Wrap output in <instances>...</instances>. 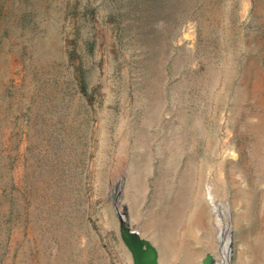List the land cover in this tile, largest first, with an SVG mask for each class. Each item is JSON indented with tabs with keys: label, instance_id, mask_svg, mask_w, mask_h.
I'll use <instances>...</instances> for the list:
<instances>
[{
	"label": "rangeland",
	"instance_id": "1",
	"mask_svg": "<svg viewBox=\"0 0 264 264\" xmlns=\"http://www.w3.org/2000/svg\"><path fill=\"white\" fill-rule=\"evenodd\" d=\"M30 4L0 0V264H53L57 258L71 264L75 245L87 250L83 264H133L117 209L156 245L160 264H202L207 252L221 257L204 195L210 171L213 191L231 213L232 264H264V178L253 175L264 155V0H48L43 22L26 26L45 30L46 50L39 41L19 43L18 13H38ZM83 32L86 46L80 45ZM67 54L76 83L70 93L58 89L66 76L60 68L48 83L52 103L41 111L57 127L60 107L76 103L75 128L63 126L60 139L54 130L44 142L30 122L37 85L23 62L32 60L35 69L45 59L62 67ZM203 70L212 83L199 89L205 97L199 108L190 107L187 87L195 89ZM166 80L179 85L181 96L170 112L165 106L172 108L178 95L168 90L163 97ZM250 110L256 115L247 118ZM187 114L208 129L194 132V175L182 174L187 149L163 176L161 137L169 133L163 128L167 122L183 126ZM260 118L261 128L253 130L248 121ZM142 126L153 139L149 147L140 141ZM32 127L37 138L30 147ZM224 135L231 137L225 143ZM223 148L230 150L222 158ZM44 157L52 159L46 169L38 164ZM202 207L206 228L195 221ZM163 209H172L175 224L170 252L153 235Z\"/></svg>",
	"mask_w": 264,
	"mask_h": 264
},
{
	"label": "bare ground",
	"instance_id": "2",
	"mask_svg": "<svg viewBox=\"0 0 264 264\" xmlns=\"http://www.w3.org/2000/svg\"><path fill=\"white\" fill-rule=\"evenodd\" d=\"M31 1H33V4H30L28 7L34 8L35 10H38V13L34 14L32 17H28V16L22 17L21 11H20V13H18V16H17L18 19L22 20L21 21L22 23L20 22V25H19L20 28H18L20 36H21L19 43L25 44L26 39L28 42L29 41L30 42L39 41L42 48L44 50H46L50 47L51 42L47 39L45 30L43 28L37 29L35 27L32 31H28L26 29V26L33 25L35 20H41L43 22L45 16L47 15L48 0H31ZM19 8H20V10H23L26 7L24 4H21ZM49 11H50V9H49ZM45 25H46V23H44V26ZM87 35H88L87 33L86 34L84 32L82 33V36L80 39V45L81 46H83L86 43ZM28 42H26V43L28 44ZM30 42H29V44H30ZM85 46H86V44H85ZM71 59L72 58L70 57V55L67 54V56L65 58L66 65H64L62 67H58L57 64H53L50 61H47L44 59V62L41 63L39 68H35V69H33L32 60H29L26 63L23 62V66L29 70V73L33 79V82L36 80V85H37L36 95L33 96L35 98V107L30 112L31 116H32V119L30 122H31V124L36 122L37 128L41 129V133H39V134L37 133V137L39 139H43L44 142H47L49 140V138L51 137V133L54 130H55V134L60 139L61 136L59 135V132L62 131L63 126H66V128L67 127L75 128V127H73V124L75 122V118H74L75 117V110L74 109L77 108L76 103L73 104V107H72V105L69 107L68 106H65V107L61 106L60 107V108H62V110L57 112L56 115H57L58 121L63 120V123L59 122L57 127L50 125L48 123V115L43 114L41 111L42 106H46V105H49L52 103L50 100L47 99V97L50 94H52V92L49 91V84H50V82H53L52 77H54L58 73L60 68L65 70L66 76L64 78L59 79L60 83L58 85L59 86L58 89H62L63 92H66V93L71 92L70 90H72L73 84L76 83V81L74 80V77H73L74 63L72 62ZM34 67H35V65H34ZM208 70L210 72L209 66H208ZM257 70H258V68H257ZM177 72H178L177 69H176V71H175V69L173 70V74H176ZM158 73H159V71H158ZM206 73L207 72L205 70H203V75H199V76L196 75L195 89H192L191 86L187 87L188 94L186 93L187 94V97L185 99L186 105H188L190 103L189 104V105H191L190 107L199 108V103L202 102L201 98H204L203 100H205L204 94L199 92V89H201L202 92H205L207 89V86H209L212 83V79L207 77ZM187 83L189 84V81ZM186 84H185V86H186ZM30 88H31V85H30ZM168 90H171L172 92H175L178 95L179 85L177 83L170 84L169 81L166 80L164 83V87H163V97L164 98H165ZM151 94L152 93L147 91L148 96H150ZM69 99H71L70 96L67 97V100H69ZM180 100H181V96L178 95V99L174 97L172 102L170 103V106L172 105L173 107L170 108V107L165 106V109L168 112L173 111L175 109V106L179 107L178 102ZM82 101H83V104L86 105V101L85 100H82ZM158 101H159V99H158ZM58 103H60V101H58ZM70 107H72V108H70ZM47 108H48V106H47ZM226 108H227V106H226ZM145 114H146V112H145ZM246 115H247V118H250L251 116L252 117L255 116L256 112H253L252 110H250L249 112L246 113ZM193 118H192V116H188V114H187L182 119L183 122L186 121V123L183 126H180V124H179L180 122H178L177 125H173L170 122H167V125L169 128L165 127V128H163L164 130L162 129L164 132H165V130H168V132H169L168 134H162V137H161L163 139V141H162V147L160 148V151H161L162 157L164 158V164L162 166V175L163 176H167L169 174V172H170L169 167H170L171 162H173L175 160L174 157L176 155L180 156L179 152L181 150L185 151L187 149H190V157L188 155L190 160L187 161L185 168L182 170V174L184 177H191L192 175H194V165H195V159L197 156V140L195 139L194 132L196 130L200 136V134H205V131L208 134V129H207V126L205 128L204 121L201 118H198L195 120H193ZM226 118H227V116H226ZM146 119L149 120V116L146 117ZM38 120H39V122H37ZM260 120L261 121H259L258 123H253V122L248 121L250 126L253 127V130H258L261 128L263 120H262V118H260ZM145 130H146L145 127L142 126L140 128V130L138 131V135L140 136V141H146L145 143L148 145V143L150 144L153 139H152V137H149V136H148V138H146ZM29 134H30V140L27 143V145L30 146L32 143H34V139L36 140V138H37V137H34L35 135H33V134H36V127L30 128ZM228 137H230V136L229 135L222 136L221 142L224 141V143H225L227 141ZM27 139H28V137L26 135H24L23 141H27ZM258 139L261 140L260 137ZM186 140L188 142V145L186 144L187 143ZM45 144H47V143H45ZM231 145H232V143H231ZM148 147H149V145H148ZM220 149L218 152L220 153L221 157L223 158V157H226V155H228L229 150L233 149V147H231L229 150L227 148H223L222 150H220ZM230 153H232V151H230ZM3 155L6 157V158H4V162H7L8 157H9L8 151H5L3 153ZM142 155L144 157L146 156L145 154H142ZM222 160H224V159H222ZM50 161H52V159H49L48 157H44V158L40 159L38 164L40 166L42 165V167H44L46 169L48 167L46 165ZM212 174L213 173H211V171H210V173H208L209 181H208V183H206L207 186L205 187L206 190H205L204 195L210 203V209L212 211V213H210L211 218H212V224L215 225L217 228L216 237H217L218 242H217L216 248H218V251H220V256H221V257H219V255H217L218 263L219 264H228L230 240H231V231L228 229V227H230V216H231V214L228 212V210H229L228 203H227L228 201L227 202L220 201V199H217L218 198L217 193L213 191V186H212L213 175ZM253 175H257V178L259 180H260L261 175L264 178V155L259 157L258 166L253 171ZM253 177H255V176H253ZM1 182H2L1 183L2 187L5 188L7 186L6 180L3 179V181H1ZM236 182L237 181H233V183H236ZM257 183H258V180L256 178L253 179V188L256 186V189H257ZM14 184H16L17 186H20L19 188H21L22 183L20 182L19 177H16ZM225 192H227V191H225ZM171 211H172V209H170L168 212L165 209L161 210L162 216H161L160 223L157 224V232L156 231L153 232L154 237L159 242H160V239H163L162 242L165 244V251H167V252H170V249H171L169 237L170 238L174 237V234H172V232L174 230L173 227L175 226V224L173 222V216H172ZM207 212L208 211L206 210L205 207H202L201 210L197 212V216L195 218L197 225L204 226L206 228V222H207L206 213ZM228 215H229V217H228ZM262 225H264V224H262ZM263 230H264V226L259 229V231H263ZM171 244H172V242H171ZM74 248L76 250V253H72V255H71V257H74V261H72L71 264H83V261L86 259L84 256H86L87 250L86 251L78 250V248L76 249V245ZM53 264H64V260L57 258V259H55Z\"/></svg>",
	"mask_w": 264,
	"mask_h": 264
},
{
	"label": "water",
	"instance_id": "3",
	"mask_svg": "<svg viewBox=\"0 0 264 264\" xmlns=\"http://www.w3.org/2000/svg\"><path fill=\"white\" fill-rule=\"evenodd\" d=\"M117 211L120 218L121 236L132 253L133 264H160L159 250L156 245L148 238L143 237L138 229H134L130 226L125 212L119 209H117ZM228 229L230 230V227H228ZM202 264L219 263L216 256L209 252L203 258ZM228 264H232L231 248L229 249Z\"/></svg>",
	"mask_w": 264,
	"mask_h": 264
}]
</instances>
